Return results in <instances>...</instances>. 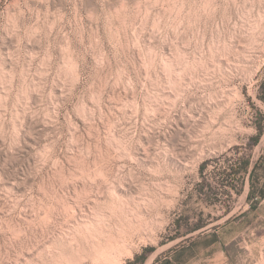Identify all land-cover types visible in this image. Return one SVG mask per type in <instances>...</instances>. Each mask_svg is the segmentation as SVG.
Segmentation results:
<instances>
[{
    "label": "rangeland",
    "instance_id": "obj_1",
    "mask_svg": "<svg viewBox=\"0 0 264 264\" xmlns=\"http://www.w3.org/2000/svg\"><path fill=\"white\" fill-rule=\"evenodd\" d=\"M263 82L264 0H0V264H264Z\"/></svg>",
    "mask_w": 264,
    "mask_h": 264
},
{
    "label": "trees",
    "instance_id": "obj_2",
    "mask_svg": "<svg viewBox=\"0 0 264 264\" xmlns=\"http://www.w3.org/2000/svg\"><path fill=\"white\" fill-rule=\"evenodd\" d=\"M258 97L264 102V82L262 83V88L258 94ZM262 119H263V116H262ZM258 130H259V133L253 137V139L255 140V142L258 143L259 139H260V136H262V134L264 133V126L263 124L261 125H258ZM250 166V161L249 160H246L243 164V168L245 169H248ZM204 167H202L203 169ZM256 170V165L254 166V168L251 170L250 172V189H249V192H248V195H247V199L249 201H252L254 198H257V197H261V198H264V189H258L257 191H254V186L252 184V176L254 174ZM251 209H254V206L251 205ZM203 225H198L196 229L202 227ZM217 241V240H216ZM137 258H140L141 260H145L146 256H140V257H137ZM164 264H171V261L169 259H167Z\"/></svg>",
    "mask_w": 264,
    "mask_h": 264
},
{
    "label": "crops",
    "instance_id": "obj_3",
    "mask_svg": "<svg viewBox=\"0 0 264 264\" xmlns=\"http://www.w3.org/2000/svg\"><path fill=\"white\" fill-rule=\"evenodd\" d=\"M184 249H176L175 254L170 257L171 264H185V258L183 257Z\"/></svg>",
    "mask_w": 264,
    "mask_h": 264
}]
</instances>
